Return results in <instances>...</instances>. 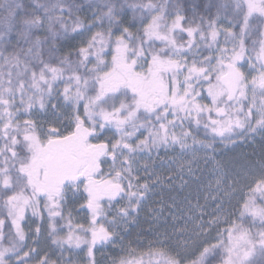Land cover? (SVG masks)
I'll list each match as a JSON object with an SVG mask.
<instances>
[{
	"label": "snow or ice",
	"instance_id": "1",
	"mask_svg": "<svg viewBox=\"0 0 264 264\" xmlns=\"http://www.w3.org/2000/svg\"><path fill=\"white\" fill-rule=\"evenodd\" d=\"M0 264H264V0H0Z\"/></svg>",
	"mask_w": 264,
	"mask_h": 264
},
{
	"label": "rangeland",
	"instance_id": "2",
	"mask_svg": "<svg viewBox=\"0 0 264 264\" xmlns=\"http://www.w3.org/2000/svg\"><path fill=\"white\" fill-rule=\"evenodd\" d=\"M185 2L186 3H189V2H191V0H185ZM250 151H251V148H249L247 146H242L241 148L236 149V151L234 153H228V154H226L223 158L225 159V161H230L233 156H237L241 152H250ZM29 215H30V213H29ZM141 224L144 225L145 230H147V225L144 224L143 217L141 218ZM138 232H140V228L133 229L132 235L129 237V239L135 241L136 243L143 242L144 245H145V247H146V245H147V238L144 237V236L137 237L136 234ZM126 243H127V241H126ZM96 255H97V259H102L103 256H109V258H110V252H105L103 254L102 253H97Z\"/></svg>",
	"mask_w": 264,
	"mask_h": 264
}]
</instances>
